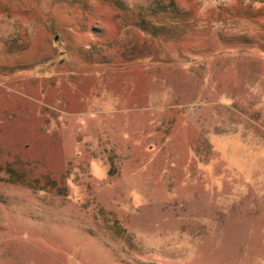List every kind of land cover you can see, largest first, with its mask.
<instances>
[{
    "label": "rangeland",
    "instance_id": "1",
    "mask_svg": "<svg viewBox=\"0 0 264 264\" xmlns=\"http://www.w3.org/2000/svg\"><path fill=\"white\" fill-rule=\"evenodd\" d=\"M0 264H264V0H0Z\"/></svg>",
    "mask_w": 264,
    "mask_h": 264
}]
</instances>
